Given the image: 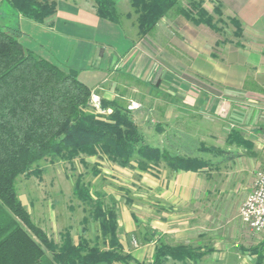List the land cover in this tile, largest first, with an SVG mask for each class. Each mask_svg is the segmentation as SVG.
Masks as SVG:
<instances>
[{
    "label": "rangeland",
    "instance_id": "1",
    "mask_svg": "<svg viewBox=\"0 0 264 264\" xmlns=\"http://www.w3.org/2000/svg\"><path fill=\"white\" fill-rule=\"evenodd\" d=\"M194 1L202 3L200 8L207 10L210 23L197 25L182 15L181 9H188L198 18ZM68 2L96 8L94 0ZM116 2L121 26L101 20L134 44L125 55V68L121 66L116 70L121 73L114 75L125 86L118 88L125 93L118 98L131 110L147 143L165 155L156 163L146 162V168L137 156L123 166L101 150L57 161L44 159L17 179L23 205L55 243L61 244L70 234L75 244L87 239L102 250L110 246L102 231L99 207L102 214H108L107 220L114 213L122 251L134 259L130 264L150 261L160 239L209 251L199 264H258L253 249H262L264 255V235L244 224L240 210L253 190L257 171L264 166V90L253 93L248 81L244 91L227 93L199 75L206 64L211 63L215 71L230 58L243 61L245 73L252 78L254 33L251 29L244 33L242 24L243 33L237 36L234 20L239 19L230 16L219 0H180L150 34L141 36L130 1ZM18 16L0 0V25H19L28 33L22 38L26 47L43 53L66 71L91 68L93 61L98 64V58L111 52V44L124 47L125 37L117 36L115 27L96 26L82 34L65 35L60 28L48 29ZM98 43L104 45L99 57L92 60L89 56ZM148 64L152 69L145 71ZM189 89L204 98L212 93L217 103L224 101L221 110L208 111L203 103L189 110L184 94ZM98 90L92 89V112L110 115L112 109H104L102 101L107 99ZM233 131L252 142L253 148L231 143L228 137ZM176 155L196 158L200 169L193 172L199 174L188 179L185 198L166 199L158 184L163 188L166 182L173 191L169 185L175 179L173 172L183 171L174 170L168 161Z\"/></svg>",
    "mask_w": 264,
    "mask_h": 264
},
{
    "label": "trees",
    "instance_id": "2",
    "mask_svg": "<svg viewBox=\"0 0 264 264\" xmlns=\"http://www.w3.org/2000/svg\"><path fill=\"white\" fill-rule=\"evenodd\" d=\"M97 15L121 26L116 0H94ZM138 15L139 35L152 32L159 21L180 0H129ZM18 17L37 23L56 14L54 0H3ZM199 15L188 9L182 15L197 25L210 23L201 2H193ZM236 35L243 33L242 23L234 20ZM28 34L19 25H0V264H130L131 255L123 253L114 213L102 214V231L110 248L102 250L87 239L78 244L70 234L61 244L51 240L37 226L23 205L16 187L20 175L29 173L40 161L50 158H75L81 154H109L123 166L136 157L143 168L164 157L160 148L147 143L144 133L132 119L131 110L121 98L104 100L110 115L92 112V89L76 70L66 71L54 61L26 47ZM239 43V42H238ZM228 140L253 148V143L238 131ZM174 170L198 171L196 158L171 156ZM79 194V192H78ZM83 197V196H82ZM211 251V250H210ZM262 264V249H253ZM209 251L186 244L171 245L159 240L152 259L136 264H168L169 260L198 264Z\"/></svg>",
    "mask_w": 264,
    "mask_h": 264
},
{
    "label": "crops",
    "instance_id": "3",
    "mask_svg": "<svg viewBox=\"0 0 264 264\" xmlns=\"http://www.w3.org/2000/svg\"><path fill=\"white\" fill-rule=\"evenodd\" d=\"M219 1H221L225 6L230 16H236V18L242 22L244 33L247 32V29H251L254 33L253 38L256 42L253 45V50L255 51L253 52L251 60L253 66V72L251 74L252 78H248L249 73H245L243 61H234L235 59L230 58L224 59V62H221V64H223L224 66L220 69H215V71L211 68V63L210 65H208L209 63L207 62L208 64H206L207 66H205L204 69H199V75H201L203 79L211 82L212 86L220 85L221 87L225 88L224 91L227 93L236 92L237 94V91L238 93L240 91H244V89L248 88L246 87V84L249 81V83H252V90H249L253 93L260 94L259 92L264 90V73L262 72V67H264V0ZM57 5L58 6L56 14L48 18L45 23L39 24L45 26L48 29L59 30L58 28H60V30H62L63 34L65 35H68L70 33L74 34V32H80L82 34L86 30H93V27L96 26H106L108 27V29L115 27L107 24L108 22H102V18L97 15L96 8L94 6L91 8H85L80 4L76 5L75 3L74 5L72 3H69L68 0H64V2L57 0ZM114 29V32L117 36L124 35V47L120 48V45L119 47H116L114 44L110 43L112 45L111 52H109V54L106 53L104 55V58L102 57V60H100L98 58V52L100 47H102L104 44L98 43L96 44L97 46L95 45V53L91 52L89 56L90 58H92V60L93 57L95 59L98 58L96 60L98 64L94 63L95 61H93L91 68L87 67L86 69L81 68L80 70H78V72H80V79L93 90L99 88V95L107 100H114L118 97H123L125 94L123 92H120V90L118 89L120 85L124 86L123 81L119 83L120 79H117L116 77H114V75L121 73L116 70L120 69L122 65L127 64L126 59H124L125 55L132 51L134 45L133 41L128 36H126V34L119 33V30L116 27ZM122 37L123 36H121V39ZM106 49L107 44L105 50ZM39 54L46 57L47 59L52 60L43 53ZM78 59L81 60L80 58ZM122 68H125V66H122ZM151 69V65L148 64L145 71H150ZM184 94L186 95L185 103L189 105V110L197 109L200 103H203L206 105V107L208 106V111L217 112L221 110V107L223 106L222 104L224 103V101L217 103L216 98H212V96L214 97L212 93L204 98L201 97L202 95L200 93L194 92L193 90L189 89ZM174 96H177V94H175ZM177 97L181 98L180 95H178ZM189 97H192V100H189ZM176 109H178V107ZM198 174V172L193 171L173 172V177L175 179L169 184L172 186L173 191H169L167 189L168 185L166 182H163V188L160 187L162 183L158 184V189H162L161 194L166 199L185 198L184 193H189L190 189V182H188V179L192 180L195 175ZM186 198L188 197L186 196ZM170 261L174 263L177 262L174 260H169L168 263ZM182 264L192 263L189 262Z\"/></svg>",
    "mask_w": 264,
    "mask_h": 264
},
{
    "label": "built area",
    "instance_id": "4",
    "mask_svg": "<svg viewBox=\"0 0 264 264\" xmlns=\"http://www.w3.org/2000/svg\"><path fill=\"white\" fill-rule=\"evenodd\" d=\"M240 215L250 230L264 235V166L256 173L253 190L243 202Z\"/></svg>",
    "mask_w": 264,
    "mask_h": 264
}]
</instances>
